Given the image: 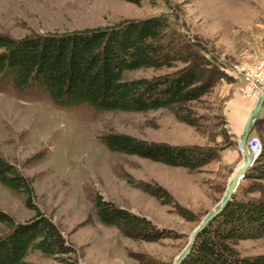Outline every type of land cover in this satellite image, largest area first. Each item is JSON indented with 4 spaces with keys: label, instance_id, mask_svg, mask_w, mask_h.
Returning <instances> with one entry per match:
<instances>
[{
    "label": "rangeland",
    "instance_id": "1",
    "mask_svg": "<svg viewBox=\"0 0 264 264\" xmlns=\"http://www.w3.org/2000/svg\"><path fill=\"white\" fill-rule=\"evenodd\" d=\"M153 15L166 16L170 30L199 44L221 70L208 93L189 105L196 126L180 122L165 108L132 112L57 105L41 90H16L8 78L0 77V156L31 180L36 207L73 245L82 264H172L194 227L219 201L239 167L227 163L231 150L241 152V134L230 130L229 115L249 107L253 99L241 96L233 71L264 57V0H142L136 5L125 0H0V35L12 39ZM182 65L176 61L137 68L125 77L150 78ZM108 133L203 147L216 156L193 170L172 167L110 150L103 142ZM251 137L260 143L264 139V103L247 142ZM246 181L239 180L237 193ZM254 183L259 189L246 195L264 199V179ZM144 184L160 197L138 187ZM98 194L170 229L172 237L137 241L101 224L93 207ZM23 199L0 182V209L15 222L33 214ZM6 232L0 223V237ZM234 248L242 257L264 255V235L239 240ZM24 260L59 264L38 250Z\"/></svg>",
    "mask_w": 264,
    "mask_h": 264
},
{
    "label": "trees",
    "instance_id": "2",
    "mask_svg": "<svg viewBox=\"0 0 264 264\" xmlns=\"http://www.w3.org/2000/svg\"><path fill=\"white\" fill-rule=\"evenodd\" d=\"M125 1L136 5L142 0ZM176 61L183 65L172 73L125 77V72L137 68H161ZM220 73L199 44L169 29L164 15L19 39L0 35V77L8 78L16 90H41L61 106L88 104L98 110L132 112L165 108L192 127L196 118L189 105L208 93ZM103 142L115 152L189 170L216 156L203 147L146 141L124 133L105 134ZM246 178L242 193L235 190L223 209L197 234L181 264H264V255L242 257L234 248L239 240L264 235V199L246 195L259 189L254 180L264 179V139L244 172ZM0 182L23 195L25 207L33 211L28 219L15 222L0 209V223L7 228L0 237V264H29L24 258L36 250L59 264H82L73 245L36 207L31 180L1 156ZM138 187L160 197L149 185ZM93 207L101 224L115 226L130 239L156 242L173 235L170 229L158 227L146 216L118 207L99 194L93 199Z\"/></svg>",
    "mask_w": 264,
    "mask_h": 264
},
{
    "label": "water",
    "instance_id": "3",
    "mask_svg": "<svg viewBox=\"0 0 264 264\" xmlns=\"http://www.w3.org/2000/svg\"><path fill=\"white\" fill-rule=\"evenodd\" d=\"M264 103V85L261 89L260 94L256 97V100L248 113V117L245 121V124L240 132L239 138V151L242 153V160L239 163V167L237 168L235 174L231 176L227 182L226 189L222 196L220 197L219 201L215 204V206L211 209L210 212L205 214L198 224L194 227L191 234L189 235L188 242L186 245L177 253L174 258L172 264H181L185 259V257L189 254L192 246L194 245V240L202 230H204L212 221V219L223 209L225 204L228 202L231 195L235 192L236 186L241 178H243L244 172L246 168L250 165L253 160L251 151L249 150L248 146V136L250 131L254 127L255 121L258 119V114L262 105Z\"/></svg>",
    "mask_w": 264,
    "mask_h": 264
},
{
    "label": "built area",
    "instance_id": "4",
    "mask_svg": "<svg viewBox=\"0 0 264 264\" xmlns=\"http://www.w3.org/2000/svg\"><path fill=\"white\" fill-rule=\"evenodd\" d=\"M240 81L239 92L241 96L256 98L264 85V57L254 62H243L233 71ZM249 150L254 158L261 146L257 137H251L248 141Z\"/></svg>",
    "mask_w": 264,
    "mask_h": 264
},
{
    "label": "crops",
    "instance_id": "5",
    "mask_svg": "<svg viewBox=\"0 0 264 264\" xmlns=\"http://www.w3.org/2000/svg\"><path fill=\"white\" fill-rule=\"evenodd\" d=\"M256 98H253L250 103H249V107L244 108V110H239L237 112H235L234 114H230L229 115V122H228V126L230 127V130L234 131V132H241L245 121L247 119V115L249 113V111L251 110L254 102H255ZM232 152V156L230 159H228L227 163H229L230 165L233 166H237L240 163V160L242 159V153L238 152L235 150H231Z\"/></svg>",
    "mask_w": 264,
    "mask_h": 264
}]
</instances>
